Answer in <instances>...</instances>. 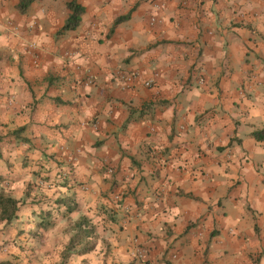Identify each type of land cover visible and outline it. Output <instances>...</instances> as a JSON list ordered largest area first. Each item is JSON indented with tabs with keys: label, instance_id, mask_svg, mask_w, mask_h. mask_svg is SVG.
I'll list each match as a JSON object with an SVG mask.
<instances>
[{
	"label": "crops",
	"instance_id": "obj_1",
	"mask_svg": "<svg viewBox=\"0 0 264 264\" xmlns=\"http://www.w3.org/2000/svg\"><path fill=\"white\" fill-rule=\"evenodd\" d=\"M22 1L0 0V264H264V0H74L68 30L71 0Z\"/></svg>",
	"mask_w": 264,
	"mask_h": 264
},
{
	"label": "trees",
	"instance_id": "obj_2",
	"mask_svg": "<svg viewBox=\"0 0 264 264\" xmlns=\"http://www.w3.org/2000/svg\"><path fill=\"white\" fill-rule=\"evenodd\" d=\"M30 1L31 0L22 1V10H24V6H26V4ZM67 8L70 10V13L65 21L63 30L75 28L78 25L81 15L84 11L83 6L74 0L67 2ZM127 17L128 15L120 16L115 19V23H118ZM252 135L257 140H264V128L253 131ZM18 208L19 201L17 199L0 192V221H4L6 223L10 222ZM84 232H86V230H84Z\"/></svg>",
	"mask_w": 264,
	"mask_h": 264
},
{
	"label": "built area",
	"instance_id": "obj_3",
	"mask_svg": "<svg viewBox=\"0 0 264 264\" xmlns=\"http://www.w3.org/2000/svg\"><path fill=\"white\" fill-rule=\"evenodd\" d=\"M153 20V19H152ZM135 75V74H134ZM146 84H150V82H146ZM135 257L138 259V260H143L145 258V251L141 248V247H138L136 253H135Z\"/></svg>",
	"mask_w": 264,
	"mask_h": 264
},
{
	"label": "rangeland",
	"instance_id": "obj_4",
	"mask_svg": "<svg viewBox=\"0 0 264 264\" xmlns=\"http://www.w3.org/2000/svg\"><path fill=\"white\" fill-rule=\"evenodd\" d=\"M4 227V226H3ZM0 230H2V228H0Z\"/></svg>",
	"mask_w": 264,
	"mask_h": 264
}]
</instances>
